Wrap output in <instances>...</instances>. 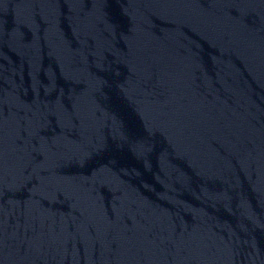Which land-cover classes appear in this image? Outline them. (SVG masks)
Returning a JSON list of instances; mask_svg holds the SVG:
<instances>
[{
	"label": "water",
	"instance_id": "water-1",
	"mask_svg": "<svg viewBox=\"0 0 264 264\" xmlns=\"http://www.w3.org/2000/svg\"><path fill=\"white\" fill-rule=\"evenodd\" d=\"M0 264H264V0H0Z\"/></svg>",
	"mask_w": 264,
	"mask_h": 264
}]
</instances>
